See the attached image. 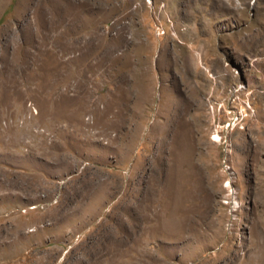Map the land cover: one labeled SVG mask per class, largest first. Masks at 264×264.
Instances as JSON below:
<instances>
[{
  "label": "rangeland",
  "instance_id": "rangeland-1",
  "mask_svg": "<svg viewBox=\"0 0 264 264\" xmlns=\"http://www.w3.org/2000/svg\"><path fill=\"white\" fill-rule=\"evenodd\" d=\"M0 264H264V0H0Z\"/></svg>",
  "mask_w": 264,
  "mask_h": 264
},
{
  "label": "built area",
  "instance_id": "built-area-1",
  "mask_svg": "<svg viewBox=\"0 0 264 264\" xmlns=\"http://www.w3.org/2000/svg\"><path fill=\"white\" fill-rule=\"evenodd\" d=\"M232 120H234V119H232ZM235 125H238V123L236 124V123H234L232 121H229V122L226 123V127H229V126L230 127L231 126L234 127ZM223 172H225L228 175V177L225 179V181L223 183V186L228 188L229 193H231L232 192V180L235 178V174H233L234 172L231 170L229 164H224ZM233 206H237V204L234 203Z\"/></svg>",
  "mask_w": 264,
  "mask_h": 264
}]
</instances>
